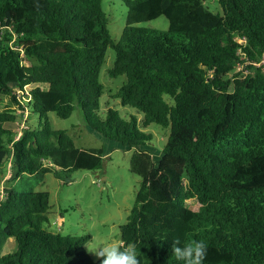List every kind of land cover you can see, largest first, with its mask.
I'll use <instances>...</instances> for the list:
<instances>
[{
    "label": "trees",
    "instance_id": "16d2710c",
    "mask_svg": "<svg viewBox=\"0 0 264 264\" xmlns=\"http://www.w3.org/2000/svg\"><path fill=\"white\" fill-rule=\"evenodd\" d=\"M123 2L126 27L114 39L105 0H0V185L4 162L12 171L0 197V264H99L87 237L45 228L50 193L34 186L48 173L103 168V149L78 148L48 121L76 110L91 131L138 148L130 170L141 184L121 242L136 244L140 264H184L174 239L203 240L204 264H264V72L254 70L264 0H218L217 13L202 0ZM160 17L167 32L138 27ZM109 50L108 75L126 78L109 98L142 114L140 126L114 109L100 114ZM19 112L37 124L14 141ZM153 125L168 135L158 162L141 149Z\"/></svg>",
    "mask_w": 264,
    "mask_h": 264
},
{
    "label": "rangeland",
    "instance_id": "374dc122",
    "mask_svg": "<svg viewBox=\"0 0 264 264\" xmlns=\"http://www.w3.org/2000/svg\"><path fill=\"white\" fill-rule=\"evenodd\" d=\"M202 1L211 11L216 13L222 11L218 0ZM104 6L109 16L110 33L114 39H119L126 27L128 9L123 0H105ZM138 27L167 32L169 24L165 17H160L149 23L139 24ZM113 61L114 52L109 50L100 75V82L105 89L100 114L108 109H114L126 121L132 122L133 118L137 119L140 126L144 119L142 114L131 107H123L118 99L109 98V95H115L126 81L123 76L112 79L108 75L107 70L112 67ZM6 103L7 98L0 97V107ZM20 113L16 123L9 125L14 132L13 139L24 126L37 124V116ZM48 121L54 130L66 131L78 148L103 149L105 160L103 168L97 172L77 171L63 179L57 178L54 173H48L42 182L34 183L35 190L50 193V225H45V228L80 239L87 237L86 246L92 248L100 242L122 243L121 228L127 223L135 206L141 184L140 177L130 170L131 158L138 148L132 149L124 146L122 141L106 138L91 131L78 110L68 119H61L50 113ZM143 131L151 134L153 141L150 147L141 149L150 152L158 162L163 155L168 135L155 125ZM8 163L6 161L3 165L2 172L5 175L9 173ZM5 185L6 182L0 185V193ZM191 207L198 210V205L192 204ZM12 246L10 243V247ZM90 255L97 261L91 253Z\"/></svg>",
    "mask_w": 264,
    "mask_h": 264
},
{
    "label": "clouds",
    "instance_id": "9594fccd",
    "mask_svg": "<svg viewBox=\"0 0 264 264\" xmlns=\"http://www.w3.org/2000/svg\"><path fill=\"white\" fill-rule=\"evenodd\" d=\"M8 162L11 178V161L8 160ZM9 173L3 178L2 184L10 179H6ZM86 247L99 261V264H140L135 243L124 244L109 241L97 243L94 248ZM171 252L177 260L184 261V264H204L207 258L208 246L203 240H193L181 246L180 240L174 239Z\"/></svg>",
    "mask_w": 264,
    "mask_h": 264
},
{
    "label": "built area",
    "instance_id": "2783aa9c",
    "mask_svg": "<svg viewBox=\"0 0 264 264\" xmlns=\"http://www.w3.org/2000/svg\"><path fill=\"white\" fill-rule=\"evenodd\" d=\"M243 67H244V66L239 65L238 68H237L233 73H235V72H239V71H242V70H243ZM259 68H261L262 71L264 72V55H263V57H262L261 62L255 65L254 70H257V69H259ZM249 72H250V70H245V73H249ZM233 73H232V74H233ZM26 129H27V126H24V127L21 129V132H20L18 135H16V137H15V141H17V140H19V139L21 138V136L23 135V131L26 130ZM10 175H11V174L9 173V175H8V177H7L6 179H9V178H10ZM2 196H3V191H1V193H0V197H2Z\"/></svg>",
    "mask_w": 264,
    "mask_h": 264
}]
</instances>
